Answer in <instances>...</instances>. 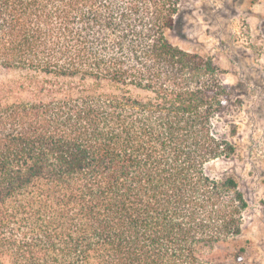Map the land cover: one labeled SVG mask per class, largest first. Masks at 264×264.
Masks as SVG:
<instances>
[{"label": "trees", "instance_id": "16d2710c", "mask_svg": "<svg viewBox=\"0 0 264 264\" xmlns=\"http://www.w3.org/2000/svg\"><path fill=\"white\" fill-rule=\"evenodd\" d=\"M180 0H0V264H243L232 88L171 42Z\"/></svg>", "mask_w": 264, "mask_h": 264}, {"label": "rangeland", "instance_id": "374dc122", "mask_svg": "<svg viewBox=\"0 0 264 264\" xmlns=\"http://www.w3.org/2000/svg\"><path fill=\"white\" fill-rule=\"evenodd\" d=\"M172 43L211 56L232 88L235 152L207 172L237 180L248 206L239 237L243 264H264V0H180Z\"/></svg>", "mask_w": 264, "mask_h": 264}]
</instances>
